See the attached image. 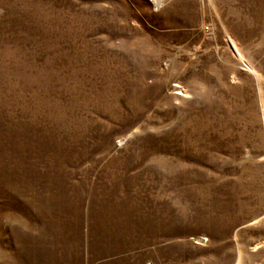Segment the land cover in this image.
Here are the masks:
<instances>
[{"label":"rangeland","instance_id":"1","mask_svg":"<svg viewBox=\"0 0 264 264\" xmlns=\"http://www.w3.org/2000/svg\"><path fill=\"white\" fill-rule=\"evenodd\" d=\"M0 264H264V0H0Z\"/></svg>","mask_w":264,"mask_h":264},{"label":"bare ground","instance_id":"2","mask_svg":"<svg viewBox=\"0 0 264 264\" xmlns=\"http://www.w3.org/2000/svg\"><path fill=\"white\" fill-rule=\"evenodd\" d=\"M155 1H159V0H155ZM231 46H232V48L239 54V51H238V49H237V45H236V43L233 41V42H231ZM251 70H252V68H250Z\"/></svg>","mask_w":264,"mask_h":264}]
</instances>
